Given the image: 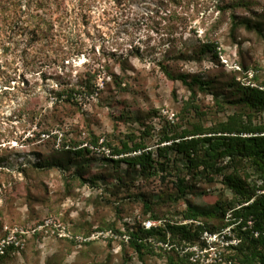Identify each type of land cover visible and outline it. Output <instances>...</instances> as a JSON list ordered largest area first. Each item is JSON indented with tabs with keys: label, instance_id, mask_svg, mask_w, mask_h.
Instances as JSON below:
<instances>
[{
	"label": "rangeland",
	"instance_id": "rangeland-1",
	"mask_svg": "<svg viewBox=\"0 0 264 264\" xmlns=\"http://www.w3.org/2000/svg\"><path fill=\"white\" fill-rule=\"evenodd\" d=\"M39 1L0 5L35 13ZM50 2L52 31L33 42L22 21L0 41V244H9L0 264H167L159 250L141 257L115 231L153 215L162 224H190L182 219L185 200L211 211L233 198L222 177L194 178L182 156H160L158 147L193 124L210 128L240 112L231 102L244 89L264 90V0H238L225 13L215 10L216 0ZM235 11L258 31L241 25L232 32ZM125 59L122 72L115 60ZM159 62L212 87L189 90ZM69 82L91 84L95 94L80 110H55L50 92ZM54 121L50 137L42 130ZM133 142L151 153L152 168L113 155ZM182 178L196 189L177 199ZM214 211L202 222L218 231H205L181 254L193 252L194 264H243V251L226 247L240 244L236 225L225 226L232 212L222 220V211ZM210 236L214 245L205 240ZM203 241L216 247L205 258Z\"/></svg>",
	"mask_w": 264,
	"mask_h": 264
},
{
	"label": "trees",
	"instance_id": "trees-1",
	"mask_svg": "<svg viewBox=\"0 0 264 264\" xmlns=\"http://www.w3.org/2000/svg\"><path fill=\"white\" fill-rule=\"evenodd\" d=\"M237 4L238 0H216L215 10L225 13ZM51 5L50 0H41L36 4L35 13H31L30 9L24 12L4 10L0 5V41L2 35H8L9 32L17 33L16 30L22 21L27 24L25 28L33 42L40 34L52 31L53 22L48 16L51 14ZM24 14L27 21L22 19ZM231 19L232 32L241 25L248 31H258V27L250 20L239 18L236 11L231 15ZM215 48L214 45L207 46L205 52H212ZM115 61L122 72L128 70L126 59ZM158 64L170 80L181 81L189 90L198 88L199 91L206 92L212 87V84H202L196 80L188 82L185 75L175 76L168 64L163 62ZM114 85L121 87L122 84ZM57 87V90L50 92L55 97V110L66 105L71 109L80 110V105L95 94L91 84L69 82L58 84ZM231 104L238 106L240 112L228 116L225 121H220L210 128L193 124L191 130L165 136L159 144L165 145L159 146L158 151L160 156L167 152L182 156L194 178L205 176L209 182H213L216 177H222V184L232 193L233 198L224 204L216 203L211 211L185 200L186 209L182 213V219L190 221V224L166 222L147 230L143 225L145 220L160 221L157 215H153L137 227L127 226L122 232L115 231L123 236V243L141 257L145 254L155 255L159 250V255L167 257V264H194L191 260L193 252L186 251L183 255L181 253L186 250L185 248L199 243L205 231L211 233L218 231L202 222L203 219L216 216L214 210L218 209L222 211L220 214L222 220L228 211L232 212V218L225 226L236 225L234 231L239 233L240 244L234 246L227 243L226 247L240 253L243 251L241 259L243 264H264V120L256 121L259 117H264V90L259 87H248L244 89L243 95ZM56 124L58 125V121L45 125L42 132L52 137ZM72 147L78 149L79 145L76 143ZM142 150H145L143 145L133 142L132 146L124 144L121 149H115L113 155L125 156L122 159L129 166H140L143 171H147L153 167V161L151 153L141 152ZM138 152L140 154H137ZM46 167L48 165L42 166ZM179 183L181 194L177 199H184L187 195L195 193L196 188L187 185L186 178L180 179ZM227 240L225 241L229 242ZM202 243L201 249L206 248V242ZM3 258L5 256H0V260Z\"/></svg>",
	"mask_w": 264,
	"mask_h": 264
},
{
	"label": "built area",
	"instance_id": "built-area-1",
	"mask_svg": "<svg viewBox=\"0 0 264 264\" xmlns=\"http://www.w3.org/2000/svg\"><path fill=\"white\" fill-rule=\"evenodd\" d=\"M144 227L149 230L151 229L152 227H157V226H161L162 225V222L160 221H156V222H152V221H146L143 223ZM212 236H210L209 238H205L206 242L208 243V245H214V242L212 240ZM14 241L12 242V244H17V239L16 237L13 239ZM6 245H9L6 243V241H3V243L0 244V255H2L3 253H5V249H6ZM209 248V250H208ZM201 251H204V254L200 253L201 256H203V258L206 257V255H208L209 253H214L216 252V247L215 246H208L207 248H204L203 250ZM199 251V252H201ZM194 255V254H193ZM198 258L200 259L201 257L198 256Z\"/></svg>",
	"mask_w": 264,
	"mask_h": 264
}]
</instances>
